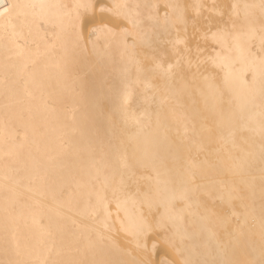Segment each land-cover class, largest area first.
Segmentation results:
<instances>
[{"label": "bare ground", "instance_id": "bare-ground-1", "mask_svg": "<svg viewBox=\"0 0 264 264\" xmlns=\"http://www.w3.org/2000/svg\"><path fill=\"white\" fill-rule=\"evenodd\" d=\"M0 5V264H264V0Z\"/></svg>", "mask_w": 264, "mask_h": 264}, {"label": "snow or ice", "instance_id": "snow-or-ice-1", "mask_svg": "<svg viewBox=\"0 0 264 264\" xmlns=\"http://www.w3.org/2000/svg\"><path fill=\"white\" fill-rule=\"evenodd\" d=\"M19 7L18 5H8L7 7H4L3 5H0V18H6L5 19V23H10L11 22V15L13 13V11ZM79 7H83L86 10L87 9H92L93 13L95 14L96 12V7L95 4H85V5H78ZM120 7H122L119 4H114L112 6L111 9H106L102 4L101 7L99 8V13H100V20L98 22H95L94 27H92L90 29V32H97V31H103L105 29H107V23L105 22L104 18H103V14L106 11H113V9H119ZM144 264H152L151 261H145Z\"/></svg>", "mask_w": 264, "mask_h": 264}]
</instances>
